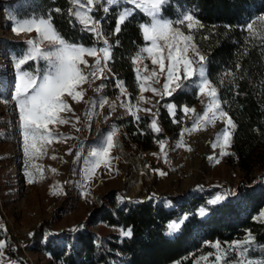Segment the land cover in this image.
<instances>
[{
  "label": "rangeland",
  "instance_id": "rangeland-1",
  "mask_svg": "<svg viewBox=\"0 0 264 264\" xmlns=\"http://www.w3.org/2000/svg\"><path fill=\"white\" fill-rule=\"evenodd\" d=\"M30 1L0 0V243L4 245L0 250V264H53L47 253L35 247L37 244L43 245L48 238L59 237L49 232L48 228L56 233L62 232L59 239L64 243L70 242L78 227L124 237V233L128 231L122 232L113 227L107 229L95 215L103 206V197L111 192L117 193L118 198L121 196L130 200L144 199L147 195L157 199L163 194L190 199L199 194L197 191L201 187L232 188L253 183L264 186V179H258L263 168L257 167L245 172L237 165L227 162L229 146L221 147L219 139L225 128L227 115L224 120L217 118L206 124L201 121L198 128L194 127L193 119L197 114L202 115L209 103L208 96L201 95L197 88L193 87L197 92L195 104L183 105L179 119L175 118L174 104L167 103V113L172 123L179 127L175 133H164L158 120V109L159 103L170 95L161 94L164 75L147 81L143 79L149 77L152 71L159 72L158 66L146 58L147 54L134 64L139 90L134 102L130 101L127 91L118 86L119 83L115 81L111 85L113 75L105 66L102 55L100 67L103 71L98 73L99 78L88 76L96 59L85 56L88 67L80 65V69L88 76V81L77 89L83 93L82 98H78L79 102L67 96L63 98L71 110L62 111L59 115L67 122L50 124L48 133L52 138L51 143H46L35 155L26 156L19 109L15 102L17 72L14 65L19 55L29 48V40L35 41L42 51L52 47L49 41L42 40L35 31L20 34L12 31L18 21L31 19L17 15ZM71 1L73 10L81 11ZM97 3L101 6L105 0H97ZM78 23L82 25V21ZM181 27L188 32L186 25ZM194 29L195 27L191 30V35ZM143 39L150 46L151 42L146 41L144 36ZM102 47L105 45L95 48ZM196 47L205 56L197 45ZM44 66L43 60H37L30 61L23 67ZM145 82L149 88L141 93L140 85ZM183 83L191 84V81ZM153 88L157 90L156 93L151 90ZM170 105L174 115L169 110ZM184 107L193 111L185 114ZM128 116L134 123L147 117L152 133L163 137L154 140L149 149L137 146L125 132L123 122ZM153 121H156L159 131L153 129ZM203 126L217 139L213 148L203 146L199 134L200 127ZM233 130L234 128H229L231 136ZM113 132L114 147L108 157L109 163L105 165L101 162L94 173L89 175L90 164L87 162L91 159V153L98 150L103 139ZM215 199H209L208 204H217L211 203ZM202 210L198 211L201 217ZM203 212L206 214V211ZM258 218L264 220V212ZM186 219L187 214L178 221H171L167 227L168 235L172 237L179 231H171L170 224L179 223L181 226ZM245 240L246 238L239 242ZM235 242L238 241L233 243ZM227 245L229 244L221 247ZM215 251L211 246L209 252L195 257L191 264H205V258H214ZM235 255L234 252L229 253V259H233Z\"/></svg>",
  "mask_w": 264,
  "mask_h": 264
},
{
  "label": "trees",
  "instance_id": "trees-1",
  "mask_svg": "<svg viewBox=\"0 0 264 264\" xmlns=\"http://www.w3.org/2000/svg\"><path fill=\"white\" fill-rule=\"evenodd\" d=\"M94 7L92 16L101 22L111 47L107 62L113 75L110 83L122 85L134 102L139 90L133 59L146 45L140 26L149 23V17L135 9L116 34L119 14L133 7L106 3ZM104 7H110V11L105 12ZM182 10L194 12L202 24L193 30V41L205 54L207 76L218 92L222 110L234 124L227 162L245 172L261 167L258 179H264V23L258 22L264 15V0H170L161 16L174 20ZM72 11L71 0H31L17 15L24 19L47 17L59 34L77 45L104 44L84 30ZM248 22L254 23L252 31L246 27ZM188 85L159 103L158 120L164 133H175L179 127L172 123L167 103L174 104L176 119L183 105L195 104L196 89ZM123 125L131 141L143 149L151 148L154 140L163 137L152 133L147 117L134 123L128 116ZM197 193L190 199L163 194L157 199L147 195L130 200L111 192L103 197V206L95 215L105 228L130 231L131 236L78 227L70 242L64 243L59 239L62 232L48 228L59 237L48 238L35 247L47 253L53 264H191L195 257L209 252L210 245L231 244L250 233L255 243L248 255L264 259V220L258 218L264 212V186L201 187ZM217 196L222 199L210 206L208 200ZM202 209L206 214L201 217L198 211ZM186 214L179 231L170 237L168 224Z\"/></svg>",
  "mask_w": 264,
  "mask_h": 264
},
{
  "label": "snow or ice",
  "instance_id": "snow-or-ice-1",
  "mask_svg": "<svg viewBox=\"0 0 264 264\" xmlns=\"http://www.w3.org/2000/svg\"><path fill=\"white\" fill-rule=\"evenodd\" d=\"M81 11L73 10L71 15L78 22L82 21V27L85 31L94 34L97 40H103L105 47L95 48L92 46L77 45L74 42L67 41L59 34L51 21L47 17H37L30 20L18 21L17 26L12 31L16 34L21 32L35 31L40 34L42 40L49 41L52 45L48 50H41L37 43L29 40V48L19 55L15 62L17 72V84L15 102L19 109L20 128L22 129L25 155H35L41 151L46 143H51V135L48 133V126L53 123H66L67 121L60 118L62 111H70L69 104L65 102L64 97H70L73 101L79 102L83 93L77 89L88 81V76L99 78L98 73L103 69L100 67L102 55L105 62L111 59V47L109 41L105 38L101 22L92 16L95 10L97 0H73ZM108 6L115 5H133V8H124L117 19V26L114 32L118 34L121 26L130 18L135 9H141L145 15L150 18V22L142 24L141 31L146 41H150V46L142 47L133 63H137L139 58L151 60L153 65H157L159 72L152 71L149 77L143 78L145 81L153 79L158 75L165 76L163 83V94L171 95L177 89L185 88L183 81H191L187 87H195L201 95H207L209 103L202 115L197 114L193 119L195 128L200 126L201 121L205 124L215 121L217 118L224 120L226 113L222 110L218 92L213 83L207 76V59L200 54L193 42L191 30L202 27V24L195 16L194 12L182 10L176 14V18L164 19L161 12L170 0H105ZM104 11H110V7H104ZM258 22L264 23V15L258 18ZM187 26L188 32L182 30L181 26ZM249 31L254 29V23L248 22L246 25ZM257 31H259L257 29ZM264 39V36H261ZM163 42V43H161ZM85 56L94 57L96 63L92 65V71L86 76L80 69V65L88 67ZM43 60V68H27L23 66L30 61ZM167 61V63H165ZM140 79L139 72L137 73ZM156 82H159L158 80ZM118 86H122L119 85ZM148 84L142 83L140 91L143 93L148 90ZM154 93L156 89H151ZM143 99V97H141ZM170 112L173 107L169 106ZM150 111V110H146ZM193 110L184 107L183 112L188 114ZM154 130L159 131L156 121L152 122ZM229 128H234L231 118L226 119V125L219 139L221 147L229 146L231 143V132ZM115 133L108 134L102 141V146L91 153V159L87 162L90 164L89 175L94 173L95 168L109 163L108 157L111 149L114 147ZM163 147V144H161ZM222 197L217 196L211 203H218ZM204 215L203 210L200 213ZM180 224L173 223L169 225L171 231L179 230ZM124 235L131 236V232H125ZM255 243L251 234L243 242H235L222 248L217 242L214 245L215 254L213 257L205 258V264H264V259L257 260L248 255L251 246ZM4 245L0 243V250ZM234 252L236 255L229 259V253Z\"/></svg>",
  "mask_w": 264,
  "mask_h": 264
},
{
  "label": "bare ground",
  "instance_id": "bare-ground-1",
  "mask_svg": "<svg viewBox=\"0 0 264 264\" xmlns=\"http://www.w3.org/2000/svg\"><path fill=\"white\" fill-rule=\"evenodd\" d=\"M204 126L200 127V133H199L200 138L203 140V146H209L210 148H213L216 144L217 139H214L210 131H208L207 128H205Z\"/></svg>",
  "mask_w": 264,
  "mask_h": 264
}]
</instances>
